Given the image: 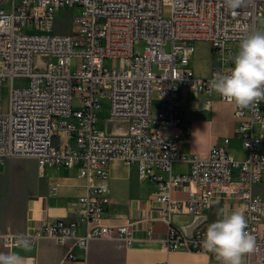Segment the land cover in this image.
Listing matches in <instances>:
<instances>
[{
    "label": "built area",
    "instance_id": "built-area-1",
    "mask_svg": "<svg viewBox=\"0 0 264 264\" xmlns=\"http://www.w3.org/2000/svg\"><path fill=\"white\" fill-rule=\"evenodd\" d=\"M222 5L223 0H0V161L34 157L39 172L77 166L86 188L78 198L77 219L44 222L20 234L4 232L5 246L13 248L18 235L31 244L46 237L56 243L72 240L71 247L82 254L92 238L132 246L130 224L103 220L108 165L119 159L134 164L140 178L158 186L155 199L161 203L158 218L167 223V249L202 253L206 264H220L202 246L205 212L218 197L244 210L246 230L255 237L256 249L245 264H264V192L254 190L264 185V100L245 109L231 103L233 136L246 150L244 159L231 156L229 136L212 142L205 157L180 148L189 133L183 92L206 96L205 107L213 95L230 103L210 91L209 82L233 67L229 57L242 39L236 25L258 30L264 15V0H247L237 15ZM73 6L80 7L72 16L75 33L56 31L57 11ZM140 40L145 46L139 53L133 47ZM199 41L209 44L210 67L204 76L191 66ZM15 78L25 80L15 84ZM55 137L61 142L54 143ZM175 162L187 164V171L175 173ZM156 169L166 176L156 175ZM176 191L186 196L173 197ZM175 214L195 216L192 231L178 228L171 220ZM79 223L84 224L82 232ZM74 259L70 248L62 262Z\"/></svg>",
    "mask_w": 264,
    "mask_h": 264
},
{
    "label": "crops",
    "instance_id": "crops-1",
    "mask_svg": "<svg viewBox=\"0 0 264 264\" xmlns=\"http://www.w3.org/2000/svg\"><path fill=\"white\" fill-rule=\"evenodd\" d=\"M201 42V41H199ZM198 43V42H195ZM194 43V44H195ZM194 72L200 76L191 58ZM205 107L207 97L195 92H183V119L186 124L185 111L191 115L192 125L189 133L180 143L182 151L205 157L212 142L229 136L228 150L235 159H244L246 150L242 148L237 137L233 136L235 120H229L227 132L217 136L211 133L214 115H208L212 107ZM197 100L199 106L185 108L188 100ZM219 99V98H218ZM231 104V103H230ZM233 106V105H232ZM201 111L206 112L200 114ZM190 113V114H191ZM200 139V140H199ZM187 164L175 162L173 171H187ZM159 177L166 173L154 170ZM108 202L104 213V222L110 224H130L134 241L132 246L124 247L116 241L106 238H92L88 242L87 251L82 254L71 247L72 240L56 243L52 238H41L31 244V250L15 249L27 257V264H206V256L183 249L169 250L163 244L167 232V223L158 218L161 203L155 199L159 188L155 183L138 176L134 164H126L119 159H112L108 165ZM85 180L78 176V167L52 166L39 172L34 157H6L0 161V234L4 232L25 233L32 231L37 225L54 220L66 222L77 219L78 198L85 194ZM173 197L184 198L185 191L172 192ZM234 210L235 203L230 200L215 198L202 226L209 224L221 216L222 210ZM172 222L184 233H189L196 222L191 214H175ZM84 224L79 223L78 232H82ZM150 230V234L147 231ZM72 248L76 259L62 262L67 251ZM13 251L4 245L0 236V252Z\"/></svg>",
    "mask_w": 264,
    "mask_h": 264
},
{
    "label": "clouds",
    "instance_id": "clouds-1",
    "mask_svg": "<svg viewBox=\"0 0 264 264\" xmlns=\"http://www.w3.org/2000/svg\"><path fill=\"white\" fill-rule=\"evenodd\" d=\"M232 15L247 6V0H223ZM242 34L238 52L230 56L233 67L217 73L209 82L210 91L219 94L239 109L250 108L264 100V30L237 24ZM247 219L242 208L222 210L221 216L207 227L202 246L214 253L220 264H245V257L256 249V240L246 229ZM31 242L23 235L14 238L13 251L0 252V264H27V257L15 249L31 250Z\"/></svg>",
    "mask_w": 264,
    "mask_h": 264
},
{
    "label": "rangeland",
    "instance_id": "rangeland-1",
    "mask_svg": "<svg viewBox=\"0 0 264 264\" xmlns=\"http://www.w3.org/2000/svg\"><path fill=\"white\" fill-rule=\"evenodd\" d=\"M79 12H80L79 6L65 7V8L59 9L56 13L57 15H56L55 25H54L56 31L75 33L76 26L72 22V16L75 14H78ZM258 30H264V15H262L259 18ZM144 46H145L144 40H140L139 42L134 44L133 49H134V51L140 53L143 51ZM164 47L166 50H169L170 42H166ZM191 56H192L193 64L195 65L196 70L199 73L207 72L208 65H209V44L207 42L195 43L194 44V50H193ZM106 64L108 66H111L112 61L108 60L106 62ZM153 70L156 72L159 71L156 65L153 66ZM24 80H25L24 78H15L14 83L16 84L18 82H23ZM8 87H9V81L6 80L3 83V87H2L1 102H2L3 107L7 103ZM212 99H213L212 100L213 103H212V107H211V110H210L208 115L210 117H211V115H214L215 121L213 123L211 133L213 135L220 136V135H223L227 132L229 120L233 115V106H232V104H230L228 102H225V101L218 99V97L216 95H213ZM186 106L187 107L192 106L194 108H197L199 106V103L197 100L192 101L190 99V100L186 101L185 108H186ZM190 113L191 112H189V111H185V115L187 117L186 124L189 127L192 125L191 115L192 116L195 115L194 113H191V114ZM205 113L206 112H204V111L200 112V114H205ZM106 116H107V109L104 107L102 112H101V116L99 118V120L101 122V126H104ZM53 141H54V143L58 144L61 142V138L55 137V139ZM254 190L259 191V192H264V185H255Z\"/></svg>",
    "mask_w": 264,
    "mask_h": 264
}]
</instances>
